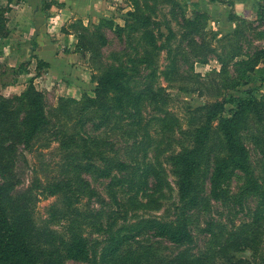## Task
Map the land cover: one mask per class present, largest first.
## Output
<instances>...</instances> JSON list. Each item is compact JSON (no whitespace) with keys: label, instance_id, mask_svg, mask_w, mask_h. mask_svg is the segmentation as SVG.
Wrapping results in <instances>:
<instances>
[{"label":"trees","instance_id":"1","mask_svg":"<svg viewBox=\"0 0 264 264\" xmlns=\"http://www.w3.org/2000/svg\"><path fill=\"white\" fill-rule=\"evenodd\" d=\"M41 5L45 15L50 17L51 7L63 4L55 0H41ZM10 9V4L0 7V38L10 34L6 16ZM193 13L192 17H185L187 30L183 37L188 39L193 49L197 48L198 53L199 50L200 53L202 50L209 52V45L198 44L193 38L194 34L204 36L206 33V23L202 20H207L208 15L201 11ZM258 15L264 21L263 2L259 3ZM237 19L244 22L235 14L229 15L231 22L236 23ZM145 20L142 18L141 22ZM105 26H115L119 32L122 30L106 18L91 26L77 19L62 27L63 32L75 35L76 50L88 53L91 68L99 71L91 76L95 83L94 95L84 93L79 99L61 95L55 105L49 106L46 92L36 87L34 77L20 94L5 96L0 92V264H66L69 260H90L88 235L101 232L109 214L108 204L85 174L95 178L110 177L115 171L127 172L129 164L118 155L102 156L103 167L92 161L75 160L69 163V184L51 185L55 192H64L65 202L70 207L69 240L56 229L37 222L35 206L38 192L33 185L18 190L21 180L17 164L22 147L28 150L36 146L48 148L53 142H58L67 151L75 146L103 153L106 143L92 139L82 131L88 125L95 129L110 126L115 117L126 113L130 106L137 103L138 96L127 69L108 65L103 60L102 49L108 43L103 32ZM238 33L237 25L234 34L237 36ZM240 54V47L237 46L228 52L226 61L221 58L224 69L227 60L230 63ZM206 55L202 53V63H207ZM37 60L38 69L49 66L47 62ZM261 60L264 61V49L259 50L254 58L239 63L243 67L241 78L251 73V78L257 77L260 81L258 87L245 89V96L234 95L226 101L198 108L197 111L203 110L200 122L196 116L191 118V128L185 133L192 143L182 145L175 161L180 171L181 216L174 222L141 218L128 225L124 233L110 239V245L102 254L104 264H264V251L261 250L264 225L256 220L247 228L242 227L228 235L214 234L207 248L197 255L185 251L173 252L174 246L193 240L190 213L193 210L208 213L213 200H222L227 196L224 184L238 171L244 180L245 194L258 195L262 191L250 167L245 143L247 138L261 150L262 157L257 167L264 176V96L256 95L257 90L264 86ZM24 63L28 65L30 60ZM240 83V80L236 81L233 87ZM225 112L229 116L221 118L220 132L214 133V119ZM83 142L86 144L82 145ZM211 163L213 166L209 171ZM141 171L140 176H149L148 169ZM201 179L209 180V192L204 181L200 183ZM79 195L87 197L89 202L97 201L101 207L94 208L89 203L84 209L79 206L74 208L76 203L72 197ZM110 218L109 215L107 221ZM172 245L173 248L170 247ZM244 251H251V256H241Z\"/></svg>","mask_w":264,"mask_h":264},{"label":"rangeland","instance_id":"2","mask_svg":"<svg viewBox=\"0 0 264 264\" xmlns=\"http://www.w3.org/2000/svg\"><path fill=\"white\" fill-rule=\"evenodd\" d=\"M189 1L195 0H108L110 6L102 18L111 20L122 30L119 32L115 26L103 28L108 39L102 49L103 60L108 65L127 69L138 99L126 113L115 117L110 126L95 129L88 125L82 131L92 139L106 143L103 153L75 146L67 151L58 142H53L48 148L36 146L32 150L21 149L17 164V174L21 180L18 190L31 185L36 187L37 222L56 229L66 240L70 235V207L65 202L64 192H55L51 185L69 184V163L75 160L92 161L103 167L102 156L118 155L129 164L127 172L115 171L110 177L95 178L85 174L105 199L112 218L107 221V216L101 232L88 235L90 260H69L66 264H104L102 254L110 245V239L124 233V228L141 218L176 221L181 216L182 202L179 198L180 171L175 161L182 145L192 143L185 133L191 128V118L196 116L200 122L203 110L197 111L198 108L226 101L234 95L245 96V89L260 85L257 77L251 78V73L241 78L243 67L239 63L254 58L259 50L264 49V21L257 10L259 3L264 4V1L250 0L251 6L244 16L236 15L233 8L227 12L228 18L230 14H235L244 19V22L236 21L240 30L237 36L234 34L236 23L234 31L228 33L225 29L226 19L217 20L215 13L201 11L208 15L207 20H202L206 23V33L204 36L194 34L193 38L198 44L210 46L209 52L202 50V53H207V63L201 62V51L198 53L197 48L193 49L188 39L183 37L187 30L185 17L190 18L197 11ZM224 1L233 5L231 0ZM142 18L146 19L144 23L141 22ZM97 22L90 20L87 25ZM237 46L241 54L230 63L227 60L225 70L221 58L226 61L228 52ZM80 53L83 54L82 51ZM22 63H16L13 67H8L6 63L1 66L0 92L5 96L20 94L31 79L18 71L28 69L27 64ZM88 63L91 73L99 72L91 68L89 59ZM260 66H264L263 60ZM238 80L241 83L233 87ZM14 81V87L6 86ZM89 84L87 90L94 95L95 83L91 79ZM36 87L46 92L49 106L57 103L59 96L54 89L47 91L40 83ZM87 90L83 89V93H87ZM256 95L264 96V86L257 90ZM65 96L69 95L66 93ZM225 116L229 114L225 112L214 119V133L220 132L219 123ZM215 137L217 140V135ZM245 143L250 167L261 185V193L245 194L244 180L238 171L230 181L225 182L228 193L224 199L213 200L208 213L198 210L190 213L193 240L182 246H170L175 250L173 252L185 251L197 255L207 248L216 233L228 235L242 227L247 228L255 220L264 225V176L257 167L262 154L259 147L247 138ZM212 166L211 163L209 171ZM143 169H148L147 178L140 176ZM135 176L138 179L134 180ZM203 181L209 192V180L201 179L200 183ZM72 199L76 203L74 208L79 206L84 209L89 203L94 208L101 207L97 201L89 202L82 195L73 196ZM261 250L264 251V242ZM240 255L250 257L251 251H244Z\"/></svg>","mask_w":264,"mask_h":264},{"label":"crops","instance_id":"3","mask_svg":"<svg viewBox=\"0 0 264 264\" xmlns=\"http://www.w3.org/2000/svg\"><path fill=\"white\" fill-rule=\"evenodd\" d=\"M55 1L63 5L52 6L50 17H47L43 12L41 0H0V7L8 4L11 6L6 14L10 34L6 38H0V68L4 63L13 67L16 63L30 60L27 70H18L21 75L34 77L36 86L40 83L47 91L54 89L58 96H65L67 93L79 99L85 89L90 87L92 73L88 66L89 57L86 53L81 54L74 49L77 39L73 34L63 32L62 27L77 19L83 20L84 24L90 20L99 22L109 9L110 3L108 0ZM195 1H189L190 6L194 5L193 9L215 13L217 20L226 19L225 29L228 33L234 31L235 23L226 17L227 12L233 8L236 15L244 16L251 6L250 0H231L233 5L224 0ZM37 59L47 62L49 66L38 69ZM15 85L16 81L6 84L11 88Z\"/></svg>","mask_w":264,"mask_h":264}]
</instances>
